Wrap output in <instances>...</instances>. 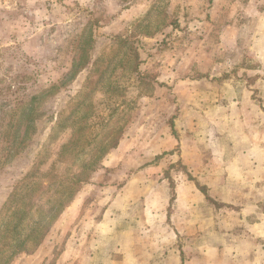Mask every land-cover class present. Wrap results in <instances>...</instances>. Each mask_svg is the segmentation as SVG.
<instances>
[{"label": "rangeland", "instance_id": "374dc122", "mask_svg": "<svg viewBox=\"0 0 264 264\" xmlns=\"http://www.w3.org/2000/svg\"><path fill=\"white\" fill-rule=\"evenodd\" d=\"M263 45L264 0H0L1 84L23 88L12 95L17 104L48 90L36 108L35 130L0 166V210L23 189L26 175L49 189L37 200L41 208L62 185L42 175L57 181L88 176L80 188L82 208L67 211L33 254L17 255L9 264H193L188 255L170 256L187 236L176 225L182 229L191 221L188 232L209 237L207 223L224 219L223 227L238 231L245 210L243 218L232 216L239 210L222 209L214 200L223 194L186 189L183 182L194 179L165 138L168 132L176 140L188 137L191 124L177 121V108L198 99L207 103V81L219 87L215 93L224 102L242 104L251 97L262 105ZM171 69L176 79L198 81L197 100L170 92ZM231 74L241 77L227 81ZM222 148L223 156H243L227 138ZM205 154L203 162L192 156V174L206 175L227 163L215 159L214 144ZM104 206L110 207V220L103 219ZM165 206L167 222H174L167 229L147 218L148 207L164 216ZM188 212L191 220L183 218ZM172 233L175 249L167 245ZM152 239L163 241L165 249L151 247Z\"/></svg>", "mask_w": 264, "mask_h": 264}, {"label": "crops", "instance_id": "0c3cea01", "mask_svg": "<svg viewBox=\"0 0 264 264\" xmlns=\"http://www.w3.org/2000/svg\"><path fill=\"white\" fill-rule=\"evenodd\" d=\"M261 49L262 53L259 55L263 56L264 45ZM255 75L253 73L249 76L255 78ZM175 77V73L171 69L166 76V84L169 87H174L170 92L177 97H180L181 92L182 95L184 93L185 95L190 94L193 97L192 101L197 100L196 94H198V91L202 92L201 89L194 88L198 81H192L188 77L179 79ZM239 77L241 76L231 74L228 75L227 81L239 80ZM209 80H213V77L209 76ZM262 81L264 91V77ZM207 82V85H210V90L212 91L211 95L208 94L207 103H200V99H198L199 103L184 104L177 108V121L180 122L184 118L191 124L192 130L189 132L188 137L184 138L185 136L182 135L185 133L184 126L182 125V131L181 127L179 128V133L182 135L179 140H176L170 132L166 134L165 140L170 145H176V147L173 146L172 148L180 153L184 165H186L189 174L194 179V181L186 179L183 182V186L186 189L192 193H199L201 190H205L206 193L208 192L210 194H223V196L214 197V200L221 204V208L225 209L229 207L234 210H239L232 214V216H236L235 214H237L238 217H242L243 210H245L247 220H241V228L238 231H228L226 226L223 227L221 222H225V220L222 218L220 222H214L213 224L207 223L208 227L213 230V233L209 237L207 235H201L197 230H194L193 233L188 232L191 221H187L182 229H180L179 225H176L175 227L179 230V233L187 236L183 239L184 245L176 248V251L172 250L170 256L179 257L181 254L182 256L188 255L189 258H192L193 264H264V210L260 211V213L256 211L264 207V198L256 199L255 196L256 192L262 193V195L264 194V103L262 105L255 104L251 97H248L246 102L244 100L242 104L240 102L239 104L233 103L235 102L234 99L229 103L228 101L224 102L215 93V89H219V87L216 84L210 83V81ZM223 86L230 89V85L226 83ZM236 88L234 89V93L240 90H236ZM245 90L251 92V87L248 86ZM168 96L170 95L168 94ZM223 138L230 140L234 152H241L243 156H223ZM213 144L215 145V152L219 155L215 159L226 161L227 163H224V166L221 165L220 168H218L219 166H215V169H218L213 172H208L206 175H198L196 170L194 171L196 173L192 174L191 170L195 169V165H191L193 160L192 156L195 159L198 158L200 162H203V156L206 155V150L209 148L212 149ZM203 145H205V148L202 147ZM187 152L189 156H186ZM108 159L110 160L107 157L106 161ZM229 163L230 166L228 165ZM228 178L230 179L228 180ZM85 189L89 188L87 187ZM82 191H78L73 201L65 208L56 221L61 217L63 218L67 211L76 209L78 212L82 208L83 203L80 200V193ZM201 203L205 204L204 200H201ZM127 205L126 209H129L131 203L128 202ZM163 209L165 212L164 216L161 210L159 214L155 212L153 215L148 207L147 218L152 219L155 225L158 223L167 229L174 222L171 224L168 223L167 206ZM109 212L110 207L106 209L104 206L103 219H111L112 215ZM192 214V212H188L183 218L191 220ZM199 214L200 212H198ZM220 214L222 215V212ZM255 215H257V221L254 218ZM249 219L250 221H248ZM183 222L185 223V221ZM176 228L171 227L170 230L172 231ZM171 235L172 237H170L169 244L167 245L173 249L175 235L173 233ZM152 245L155 246L156 250L159 248L165 249L164 242L162 241L161 243L159 239H152L151 247ZM231 259L235 261L228 263Z\"/></svg>", "mask_w": 264, "mask_h": 264}, {"label": "trees", "instance_id": "16d2710c", "mask_svg": "<svg viewBox=\"0 0 264 264\" xmlns=\"http://www.w3.org/2000/svg\"><path fill=\"white\" fill-rule=\"evenodd\" d=\"M54 88L56 86H51V89ZM13 89L14 86L0 82V166L11 161L35 130L38 119L36 108L48 94V90H43L30 97L27 103L17 104V98L12 99V95L23 88ZM117 144L115 142L111 147L115 148ZM83 167L86 168L87 164ZM48 176L42 175L41 179L55 180V185H62H59L56 199L51 200L47 208L37 206V200L49 192L48 187L44 188L38 180L28 182L26 175L22 180L23 189L19 193H12L0 210V264H9L13 257L20 254H33L88 180V176L83 174L66 175L62 181H57L53 175Z\"/></svg>", "mask_w": 264, "mask_h": 264}]
</instances>
